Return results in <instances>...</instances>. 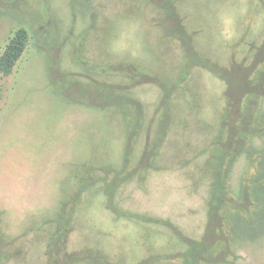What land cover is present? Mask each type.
I'll use <instances>...</instances> for the list:
<instances>
[{"label":"rangeland","instance_id":"374dc122","mask_svg":"<svg viewBox=\"0 0 264 264\" xmlns=\"http://www.w3.org/2000/svg\"><path fill=\"white\" fill-rule=\"evenodd\" d=\"M17 1L5 0L2 6L13 7L19 15ZM156 1L163 6L172 3L173 8L167 12L146 0H21L24 12L19 19L0 16V53L17 25L29 32L28 45L12 71L0 73V240L2 252L8 254L0 264H46L51 235L57 228L49 219L56 218L61 199L67 200L72 212L68 233L59 242L57 264H64L68 254L87 248L114 264H135L180 247L179 236L170 227L110 212L104 206L101 179L73 204L68 198L76 183L70 172L76 165L100 158L115 166L121 163L124 127L122 112L114 106L119 100L113 84L116 88L126 86V93L140 102L145 119L157 109L162 91L156 83L131 85L129 78L112 74L126 71V65L128 70L133 67V72L135 68L134 75L143 69L168 81L177 79L184 74L179 65L188 38L192 50L210 66H230L232 62L233 75L242 82L241 64L247 67L253 62L264 40V0ZM37 13L57 24L60 40L67 38L59 52L54 47L49 50L58 65L43 61L36 48L44 45L46 38L42 27L29 19ZM86 26L89 31L80 44L78 32ZM48 36H57L54 28ZM76 55L81 63H76ZM90 63L96 79L113 84L99 86L89 81L84 69ZM256 67L264 71V63ZM62 71L66 81L47 79L48 74L62 76ZM140 76L142 73L134 79L140 80ZM250 77L256 80L255 74ZM180 86L172 94L171 124L149 160L152 166L139 164L146 140L151 142L155 136V125L148 133L145 123L126 170L134 164L139 169L118 186L114 202L120 210L167 220L186 237L204 240L217 249L224 239L203 234L209 186L202 174L224 118L221 109L226 103V84L195 66ZM190 99L192 107L187 106ZM129 106L128 110L135 109L131 103ZM255 117L263 122L264 96L258 98ZM262 146L264 137H253L249 150L259 151ZM263 156L256 158L255 154L252 163L244 156L234 162L228 192L236 200L243 179L254 178L260 171L264 177V166L259 163L264 164ZM92 172L105 178L112 175L110 170ZM235 224L237 237L229 239L234 255L228 258L232 261L221 264H264V223L259 228L257 222L243 224L240 220ZM218 257L217 251L208 254L210 259ZM150 264H179V259L159 258ZM199 264L209 263L203 260Z\"/></svg>","mask_w":264,"mask_h":264},{"label":"trees","instance_id":"16d2710c","mask_svg":"<svg viewBox=\"0 0 264 264\" xmlns=\"http://www.w3.org/2000/svg\"><path fill=\"white\" fill-rule=\"evenodd\" d=\"M20 1L21 0L17 1V7L20 9V12L23 13L24 10H22V6L19 5ZM3 2H5V0H0V16H13L16 19H19L21 13L16 15V9H13V7H8L9 9H5L4 5L2 6ZM146 2L150 3L156 8H164L167 10V12H170L173 8L172 3L168 4L167 6H163L156 0H146ZM29 19L30 21H33V23L42 27V30L45 32V44L36 45V48L41 51L43 55V61L45 59L58 65L57 59L54 58L55 56L49 50L54 47V49L59 52L62 49L64 43H67V38L60 40V33L58 32L59 29L57 24L51 19L49 20L45 17H42L41 14L37 13L36 15L31 16ZM71 27L72 30L74 26L72 25ZM52 28H54V31L57 32V36H53V38L48 36V31ZM88 31L89 28L86 26L85 28H81V31L78 32V42L80 44L84 41V37L86 34H88ZM69 33L70 32H68V34ZM179 39L182 40V38ZM28 42V29L25 26L17 25L15 30H12V32L7 36L6 43L0 53V73L3 75H8L12 71L16 61L25 51ZM47 42H49V44H46ZM257 49V55L250 65L246 67L244 66L245 63L241 64L240 70L243 72L244 80L240 83L233 75L234 71L231 65L232 62L230 66H210L208 60L206 61V59L200 54L196 55L197 53L194 52L195 50H192L188 38L185 50L183 51L184 53L181 57L183 63H180L179 65L180 68L183 66L184 74L182 73V76L178 77L177 79H170V81H168L169 79H166L161 74H155L149 70L144 71L142 69V72H138L142 73V78L140 76V80H135L134 76L137 77L138 73L134 75L133 73H136L135 68L133 72V67L130 66L131 69L128 70L127 65V72L123 70L120 71L119 69L118 71L112 73L129 78L132 83L131 85L141 83L143 84L145 82L151 81L156 83L161 88L162 93L159 98L157 109L147 119H145V113L141 109L140 102L134 100L129 94L126 93V86L124 88L123 86L116 88V86H114V84L109 81H100L96 79L94 77L95 75H93L95 70L92 63H90L89 67L84 69V71H86L84 74L85 77L89 81H95L96 85L105 86L107 84H113V89L116 91V97L119 100L118 103L114 102V106L118 107L122 112L121 124L124 127V142L121 150V163L119 166H115L112 162L109 163L107 161H103V158H100L102 162L97 159L98 161H94L93 163H82L73 167L70 172L71 176H69L73 178L72 182L76 183V188L73 192V195H71L68 200L71 199L73 204L79 201L80 194L97 183L98 179H101L103 184L102 194L106 199L104 206L110 212L112 211L117 216H125L142 219L145 221L162 223L170 227L180 239L178 240L180 247L178 246V250L176 252L162 255H151L142 261L136 262L135 264H150L159 258H178L179 264H186L190 256H193L190 264H199V262L203 260L209 264L230 263L232 260L228 258V256L234 254H232L233 252L231 251L230 247L231 241L229 239L232 237H237L236 233H238L239 230L237 228L238 225H236L235 222H239L240 220L243 224L244 221L245 224H255L257 222V226L259 225L258 228L262 223H264L263 171H260V173L258 172L254 178L249 177L247 179H243L242 184L240 182V184L243 186L240 185V189L238 191V200H236V198H234L228 192L229 175L234 162L241 156H244L248 161L250 160L249 162L252 163L255 158V154L256 158H260V156L264 155V146H262L259 151L249 150L250 141L253 137L259 138L260 140L264 137V119L262 122L260 121V117H258L260 120L256 119L255 117L258 98L264 96V71H262L261 68L256 67L257 64L264 63V40L260 43V45H258ZM75 59L76 63H81L77 55L75 56ZM195 66L205 68L210 73L223 80V82L226 84L225 92H227V97H224L225 95L223 96L226 103L221 109L224 118H221L222 120L220 121V126L218 127L212 142L210 154L205 160V167L203 169L204 173L202 174L204 177H207L209 186L206 201L207 219L203 234H205L206 238L216 237L218 240L221 238L224 239V243L221 242V247L217 249L212 248V245L207 246L204 240L200 241L186 237L167 220L145 216L144 214L130 212L127 210H120L116 207L114 202V194L118 186L126 179L132 177L136 168L139 169V166L134 164L132 168H130L131 170H126L130 163L134 145L137 142V137H139L141 128L146 125L145 123H148L146 126V131L149 133L152 126L155 125L153 126L155 129V136L153 139L151 138L152 140L150 139L151 142L146 140L148 143L145 144V147H143L139 157V164L142 165V167H151L152 164L149 163V160L155 156V152L160 143H162L167 129L171 124L172 119L170 113L173 103L171 102L172 94L178 89V87H181V83L185 81L187 77H189L192 67ZM59 73L62 76L59 74H48L47 79L49 81L59 80L63 82L67 75L63 71ZM102 73L104 74V72ZM251 73L252 76L255 74V81L250 77ZM234 88H236L237 91ZM248 97L253 99L250 100ZM191 100L192 99L187 102L188 107L193 106L190 104ZM195 101L198 102L197 100ZM130 103L133 105V107L135 106L133 111L128 110ZM259 163L260 166H264L263 162ZM259 163H257V165H259ZM95 169L110 170L112 175L110 178L98 176L92 172ZM58 202V209L56 210L55 214L56 218L49 219V221L56 223L57 228L54 232H52V238L50 237L51 241L49 249L47 250L46 264H57V259L60 252L59 242L65 239L66 233H68L67 227H69L70 224V214L72 212V209L70 208L72 207H67V200L62 201L61 199ZM229 228L230 230H228ZM203 234L202 236H204ZM2 245L3 242L0 240V259H3L8 255L2 252ZM213 251H217V253L219 252V259L214 260L208 258V254H211V252L213 253ZM67 257L68 258L64 264H114L111 260L107 259L106 256L91 248H87L80 253L68 254ZM115 264L118 263L115 262Z\"/></svg>","mask_w":264,"mask_h":264}]
</instances>
